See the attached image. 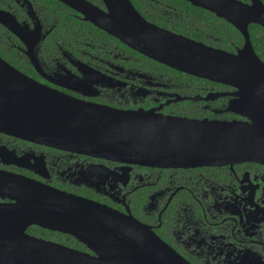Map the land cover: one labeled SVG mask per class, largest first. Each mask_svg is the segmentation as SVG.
<instances>
[{
    "label": "flooded vegetation",
    "instance_id": "flooded-vegetation-1",
    "mask_svg": "<svg viewBox=\"0 0 264 264\" xmlns=\"http://www.w3.org/2000/svg\"><path fill=\"white\" fill-rule=\"evenodd\" d=\"M58 1L65 7H49L45 0H0V16L12 21L15 29L0 22V49L6 57L0 56L13 66L9 59L17 56L29 69L15 67L28 76L86 101L123 109L158 107L164 114L187 117L242 118L227 110L235 87L150 58ZM87 1L107 11L104 0ZM131 1L148 21L208 46L236 53L245 42L237 27L189 0L184 1L211 13V19L184 13L183 7L168 0ZM223 21L242 35L241 44L225 33ZM252 25L264 26L252 22L248 27L254 50L264 61V50L260 54L251 38ZM0 170L132 216L191 264H264V164L259 162L149 166L0 132ZM0 202L10 199L0 196ZM33 227L63 233L33 225L28 232L35 236L39 235ZM63 234L67 240L74 238V245L56 236L39 237L94 254L75 237Z\"/></svg>",
    "mask_w": 264,
    "mask_h": 264
},
{
    "label": "water",
    "instance_id": "water-1",
    "mask_svg": "<svg viewBox=\"0 0 264 264\" xmlns=\"http://www.w3.org/2000/svg\"><path fill=\"white\" fill-rule=\"evenodd\" d=\"M61 1L150 58L235 87L227 110L242 118L187 117L158 107L123 109L86 101L41 83L0 56V132L149 166L264 164V61L248 29L252 22L264 26L261 0L249 5L189 0L244 34L236 53L148 21L131 0H104L107 11L87 0ZM0 22L15 30L8 18L0 16ZM0 196L10 199L0 202V264H191L134 217L25 176L0 170ZM33 225L69 234L94 254L35 236L28 232Z\"/></svg>",
    "mask_w": 264,
    "mask_h": 264
},
{
    "label": "trees",
    "instance_id": "trees-1",
    "mask_svg": "<svg viewBox=\"0 0 264 264\" xmlns=\"http://www.w3.org/2000/svg\"><path fill=\"white\" fill-rule=\"evenodd\" d=\"M45 1H46L47 6H49V7H56L58 4L64 6L58 0H45ZM168 1H170L169 2L170 4H174V5H177L179 7H183L184 13L188 12V13H190L192 15H198L199 18L202 17L203 15H205L207 20L211 19V16H212L211 13H208L206 11L203 12V11H201L200 8L194 7V6L190 5L188 2H186L184 0H168ZM186 9L188 11H185ZM65 13H67V12H65ZM223 22L226 23L225 21H223ZM67 24L68 23H66L65 26H67ZM179 25L184 27V29L186 30L187 33H192L191 31L190 32L188 31V26L187 25L183 26L181 23ZM59 26H60V23L58 24L57 27H59ZM223 27L225 29V33L229 32L231 34V36H234V39H235L237 44H241L242 43V40H243L242 35L236 29H234L231 25H229L227 23L224 24ZM95 29L100 31V32H102L98 28H95ZM192 30H194V29H192ZM250 31H251V38H252V41H253V43L255 45V48L260 53L262 50H264V27H261L259 25H252L251 28H250ZM102 33H104V32H102ZM232 33H234V34H232ZM0 54L4 55V52L1 49H0ZM9 60L15 66H18L22 70L28 72L29 67L27 65V62L23 61L22 59H18L17 56H15V55H12ZM32 230H33V233L36 234V235H39V236H42V237H46V238H52L53 236H56L57 239L60 240L63 243H66V244H69V245H74V243H73V241H75L74 238L70 237L67 240L66 239L67 235H65L63 233H53V232H51L49 230H44V229L35 228V227H33Z\"/></svg>",
    "mask_w": 264,
    "mask_h": 264
}]
</instances>
